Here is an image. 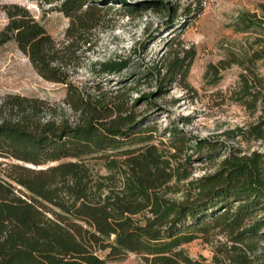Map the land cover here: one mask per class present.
Masks as SVG:
<instances>
[{
  "label": "trees",
  "instance_id": "1",
  "mask_svg": "<svg viewBox=\"0 0 264 264\" xmlns=\"http://www.w3.org/2000/svg\"><path fill=\"white\" fill-rule=\"evenodd\" d=\"M39 1L57 3L69 19L63 38L54 39L27 7L9 3L0 46L14 41L43 79L65 85L62 101L78 115L57 117L56 107L35 96L0 97V264H106L128 253L150 264H264V153L229 152L213 172L189 181L190 195L168 197L174 172L188 178L170 161L185 135L166 127L175 153L165 155L150 142L155 129L147 117L137 119L123 101L92 98L73 81L104 9L97 0ZM257 7L264 12V1ZM255 40L244 58L218 62L241 69L230 94L255 117L231 133L244 141L264 140V37ZM193 56L172 57L160 85L184 79ZM98 65L100 74L114 75L127 61ZM203 148L214 150L201 140ZM195 239L212 245L209 259L183 247Z\"/></svg>",
  "mask_w": 264,
  "mask_h": 264
},
{
  "label": "rangeland",
  "instance_id": "2",
  "mask_svg": "<svg viewBox=\"0 0 264 264\" xmlns=\"http://www.w3.org/2000/svg\"><path fill=\"white\" fill-rule=\"evenodd\" d=\"M263 1L97 0L104 9V21L93 32L90 50L73 72V81L92 98L103 95L123 101L137 119L147 117L155 129L150 142L165 155L175 152L168 146L164 129L172 125L185 135L187 141L181 152L170 161L174 169L180 166V172L187 173L188 178L178 179L174 172L164 189L172 199L190 195L189 181L213 172L229 152L264 153V140L244 141L232 136L234 129L246 126L255 115L235 103L230 94L240 67L230 63L220 69L218 65L222 60L227 63L244 58L256 47L255 39L264 37V12L257 7ZM157 2L175 7L176 11L171 13ZM9 3L27 7L54 39L63 38L69 19L58 11L57 3L39 0H0V30L7 23L2 6ZM127 8L132 12L126 13ZM188 9L195 10L188 13ZM186 53L194 56L185 78L178 75L161 86L169 60ZM107 60L127 61V67L119 74H100L98 64ZM7 93L43 98L56 107L57 117L70 121L77 118L78 114L62 101L65 85L43 79L14 41L0 46V97ZM144 95H149L150 100ZM201 140L214 146V150H198ZM207 156L211 157L203 158ZM93 169L104 171L100 164ZM183 247L192 257L211 256L212 245L200 239ZM106 264L150 263L142 255L128 253Z\"/></svg>",
  "mask_w": 264,
  "mask_h": 264
}]
</instances>
